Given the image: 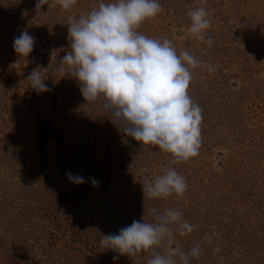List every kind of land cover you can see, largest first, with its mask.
<instances>
[{"label":"rangeland","instance_id":"rangeland-1","mask_svg":"<svg viewBox=\"0 0 264 264\" xmlns=\"http://www.w3.org/2000/svg\"><path fill=\"white\" fill-rule=\"evenodd\" d=\"M111 2L76 0L66 11L48 0L36 11V0H0V264H114L119 254L101 246L103 235L133 220L155 223L153 208L180 211L196 226L171 245L186 253L199 245L190 264H264V0H158L162 11L137 29L214 67L191 69L201 146L177 165L126 136L102 98L86 102L78 82L59 72L69 17ZM201 6L211 46L188 32V12ZM23 31L35 39L27 57L13 47ZM33 69L49 91L31 88ZM170 167L187 191L143 196L142 185ZM68 172L85 182L73 184ZM168 250L165 241L115 264H147Z\"/></svg>","mask_w":264,"mask_h":264},{"label":"clouds","instance_id":"clouds-1","mask_svg":"<svg viewBox=\"0 0 264 264\" xmlns=\"http://www.w3.org/2000/svg\"><path fill=\"white\" fill-rule=\"evenodd\" d=\"M64 10L70 11L76 0H54ZM48 0H36L35 10H41ZM162 11L158 0H114L100 3L98 8L78 20L69 17V49L60 60V74L74 78L86 102L104 100L103 107L113 113L120 130L140 145L158 146L171 155V165L189 161L198 155L201 146L200 124L202 109L188 95L192 71L197 67H214L204 64L188 51L179 55L172 41L165 38H149L137 31L147 19ZM209 13L204 6L188 12L191 24L188 32L208 46L206 30L210 28ZM35 39L28 31L14 38L13 47L19 56H28ZM49 64L43 69H52ZM27 79L35 91H49L41 72L33 69ZM73 184L85 182V178L66 173ZM94 186L98 181L92 179ZM188 185L174 167L163 175L142 185L143 196L150 199H167L173 194L182 196ZM155 223L133 220L117 234L103 235L101 246L119 255L135 256L154 246L167 242L166 254L157 253L147 264H190V258L198 257L199 245L189 252L171 247L175 233L190 234L195 225L183 219L175 209L157 213L153 208Z\"/></svg>","mask_w":264,"mask_h":264}]
</instances>
